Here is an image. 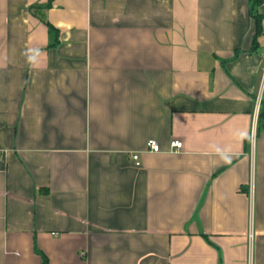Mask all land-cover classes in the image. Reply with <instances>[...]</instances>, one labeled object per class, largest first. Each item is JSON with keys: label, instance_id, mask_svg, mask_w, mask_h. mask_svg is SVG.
Masks as SVG:
<instances>
[{"label": "crops", "instance_id": "obj_1", "mask_svg": "<svg viewBox=\"0 0 264 264\" xmlns=\"http://www.w3.org/2000/svg\"><path fill=\"white\" fill-rule=\"evenodd\" d=\"M253 5L0 0V264H264Z\"/></svg>", "mask_w": 264, "mask_h": 264}, {"label": "built area", "instance_id": "obj_2", "mask_svg": "<svg viewBox=\"0 0 264 264\" xmlns=\"http://www.w3.org/2000/svg\"><path fill=\"white\" fill-rule=\"evenodd\" d=\"M256 104V109H255V111L259 114V112L258 111H260V107H261V103H262V98H261V95L260 96H258L257 98H256V102H255ZM255 112V116H257V113ZM256 122V121H255ZM256 129H255V127H254V129H253V136L251 137V141L252 142H254V140H255V137H256ZM147 148L151 151V152H155V153H159V152H161V149H160V145H159V143L157 142V141H155V140H150V141H148V143H147ZM182 148H183V142L182 141H179V140H174V141H172L171 143H170V152H172V153H177V152H179V151H181L182 150ZM133 159H134V161H135V164H136V166L137 167H140L141 166V162H140V157H139V155H137V154H135V155H133Z\"/></svg>", "mask_w": 264, "mask_h": 264}, {"label": "trees", "instance_id": "obj_3", "mask_svg": "<svg viewBox=\"0 0 264 264\" xmlns=\"http://www.w3.org/2000/svg\"><path fill=\"white\" fill-rule=\"evenodd\" d=\"M264 0H254V17L257 22V25H261L264 20L263 13H260L259 7L262 5ZM258 128L264 129V101L262 100L259 117H258Z\"/></svg>", "mask_w": 264, "mask_h": 264}]
</instances>
